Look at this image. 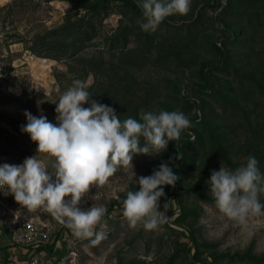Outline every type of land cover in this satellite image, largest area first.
I'll return each mask as SVG.
<instances>
[{
	"label": "rangeland",
	"instance_id": "374dc122",
	"mask_svg": "<svg viewBox=\"0 0 264 264\" xmlns=\"http://www.w3.org/2000/svg\"><path fill=\"white\" fill-rule=\"evenodd\" d=\"M139 3L0 0V164L19 165L36 155L52 170L54 158L36 153L37 144L21 131L24 112L56 123V102L75 80L121 120L180 110L196 124L167 151L135 156L134 167H120L83 198L84 208H107V235L98 244L3 191L1 228L11 246L38 245L42 264L60 256L66 264H264V215L250 216L247 229L229 220L216 208L208 182L212 170H234L249 156L264 173V0H192L187 15L167 17L155 32L141 29ZM210 62L222 65L207 75ZM213 85V93L200 90ZM177 145L183 158L170 167L180 179L164 186L160 201L161 210L168 201L169 219L156 230L130 227L123 215L126 193L139 190L136 179L168 161ZM19 215L34 218L47 238L27 242L14 224Z\"/></svg>",
	"mask_w": 264,
	"mask_h": 264
},
{
	"label": "clouds",
	"instance_id": "9594fccd",
	"mask_svg": "<svg viewBox=\"0 0 264 264\" xmlns=\"http://www.w3.org/2000/svg\"><path fill=\"white\" fill-rule=\"evenodd\" d=\"M191 3L192 0H140V27L145 32H155L167 17L187 15ZM91 96L84 82L73 81L56 102V123L46 115L35 116L25 110L27 123L21 131L37 144L36 153L54 158L52 170L36 155L19 165L2 163L0 191L13 195L30 212L43 208L71 229L75 237H94L91 242L98 244L107 235L103 219L107 208H84L83 198L94 187L104 186L120 167L133 166L135 156H157L167 151L170 141L176 144L196 124L180 110L142 111L139 120H121L114 108ZM189 135L195 139L194 134ZM182 158L177 148V153L162 161L151 175L136 179L139 190L128 191L123 201V215L130 227L156 230L167 222L170 206L166 201L161 210L160 201L166 196L164 186L175 187L180 179L170 164ZM208 182L216 208L229 220L247 229L250 216L264 215L260 200L264 173L254 156L234 170H212Z\"/></svg>",
	"mask_w": 264,
	"mask_h": 264
},
{
	"label": "built area",
	"instance_id": "2783aa9c",
	"mask_svg": "<svg viewBox=\"0 0 264 264\" xmlns=\"http://www.w3.org/2000/svg\"><path fill=\"white\" fill-rule=\"evenodd\" d=\"M2 217H0V250L3 247H10V239L5 235L1 226L3 223ZM14 224L26 235L27 242H39L47 238V234L43 229L38 226L37 221L25 215H19L15 217ZM27 245V244H26ZM28 246V245H27ZM38 245L23 248L22 253H9L4 257H0V264H42L40 256L37 254ZM28 250H31L30 252ZM54 264H66L67 257L60 256L52 261ZM51 262H49L50 264Z\"/></svg>",
	"mask_w": 264,
	"mask_h": 264
},
{
	"label": "trees",
	"instance_id": "16d2710c",
	"mask_svg": "<svg viewBox=\"0 0 264 264\" xmlns=\"http://www.w3.org/2000/svg\"><path fill=\"white\" fill-rule=\"evenodd\" d=\"M100 5H98V7H99ZM221 53V56L223 57V59H224V57H225V53L223 52V51H221L220 52ZM220 62H222V61H220ZM222 64L221 63H213V62H210V63H206L205 65H204V70H205V72H206V74L207 75H209V69L210 68H213V67H220ZM200 90H202V91H204V92H206V93H213V92H215L216 90H217V87L216 86H211V87H209V88H203V87H200ZM177 148H178V150L180 151V153H181V147L179 146V145H177ZM177 148H175L176 149V152H177Z\"/></svg>",
	"mask_w": 264,
	"mask_h": 264
},
{
	"label": "crops",
	"instance_id": "0c3cea01",
	"mask_svg": "<svg viewBox=\"0 0 264 264\" xmlns=\"http://www.w3.org/2000/svg\"><path fill=\"white\" fill-rule=\"evenodd\" d=\"M23 251H24L23 248L17 246L3 247L0 250V257H4L9 253H22ZM28 251L30 252L31 250ZM41 259L43 260L44 257L42 256Z\"/></svg>",
	"mask_w": 264,
	"mask_h": 264
}]
</instances>
